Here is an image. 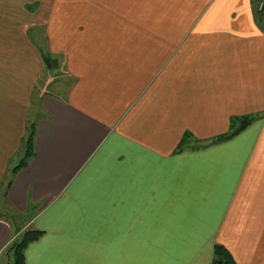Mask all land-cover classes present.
<instances>
[{
	"label": "crops",
	"instance_id": "obj_1",
	"mask_svg": "<svg viewBox=\"0 0 264 264\" xmlns=\"http://www.w3.org/2000/svg\"><path fill=\"white\" fill-rule=\"evenodd\" d=\"M259 1L0 0V264H264Z\"/></svg>",
	"mask_w": 264,
	"mask_h": 264
},
{
	"label": "trees",
	"instance_id": "obj_2",
	"mask_svg": "<svg viewBox=\"0 0 264 264\" xmlns=\"http://www.w3.org/2000/svg\"><path fill=\"white\" fill-rule=\"evenodd\" d=\"M47 61V66L50 65L51 60H48V57L43 55ZM36 124L33 123L29 127V133L25 140L26 143V152L24 158L20 163L14 168L13 172L16 173L19 169L26 167L29 159L34 156V147H35V136H36ZM236 132H231L228 135H224L219 140H225L231 138ZM11 184V183H10ZM42 235V231L39 230H26L20 239H16L10 247V250L13 252V264H26L25 262V248L29 243L37 240ZM213 264H237L234 257L230 251L223 245L217 244L215 246V259Z\"/></svg>",
	"mask_w": 264,
	"mask_h": 264
},
{
	"label": "rangeland",
	"instance_id": "obj_3",
	"mask_svg": "<svg viewBox=\"0 0 264 264\" xmlns=\"http://www.w3.org/2000/svg\"><path fill=\"white\" fill-rule=\"evenodd\" d=\"M38 48L42 51V54L45 55V53L47 52V48L48 47H46L45 43H43L41 45V47H38ZM62 72L63 71L60 68L59 69H49V68H47L44 71V73L41 74V76L38 78V81H37L36 86L34 88L35 90H34V97L33 98H34V102L35 103L33 104L31 110L28 111L27 116H26V119H27V131H26L25 136L21 139L20 147H19L18 151L16 152V155L12 157V159H11V161L9 163L10 171L8 172V174L12 173L14 168L20 163V161L25 156V152H26L25 140H26V138L28 136V133H29V127H30L31 124L37 122V118H39V116H40L39 109H38L37 104H36L37 97L41 95L42 91L43 92H47L48 91V92L58 93V90H60V86H61V80L64 79V75H63ZM51 81L53 82L52 85L50 84ZM4 193H5V189L0 190V209H2V206H4V202H3L5 200ZM23 233L20 235L19 239L22 237ZM9 251H10L9 257H8V255H6L5 259H7V257L10 258L11 264H13V260H14L13 252L11 250H9Z\"/></svg>",
	"mask_w": 264,
	"mask_h": 264
},
{
	"label": "water",
	"instance_id": "obj_4",
	"mask_svg": "<svg viewBox=\"0 0 264 264\" xmlns=\"http://www.w3.org/2000/svg\"><path fill=\"white\" fill-rule=\"evenodd\" d=\"M248 124H249V121H247V120L242 121L241 126L239 127L237 132L243 130Z\"/></svg>",
	"mask_w": 264,
	"mask_h": 264
},
{
	"label": "built area",
	"instance_id": "obj_5",
	"mask_svg": "<svg viewBox=\"0 0 264 264\" xmlns=\"http://www.w3.org/2000/svg\"><path fill=\"white\" fill-rule=\"evenodd\" d=\"M259 10L264 12V0L259 1Z\"/></svg>",
	"mask_w": 264,
	"mask_h": 264
}]
</instances>
